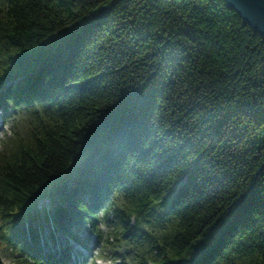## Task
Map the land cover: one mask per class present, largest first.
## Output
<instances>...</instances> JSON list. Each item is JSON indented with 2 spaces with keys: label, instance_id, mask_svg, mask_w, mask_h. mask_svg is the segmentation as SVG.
<instances>
[{
  "label": "trees",
  "instance_id": "obj_1",
  "mask_svg": "<svg viewBox=\"0 0 264 264\" xmlns=\"http://www.w3.org/2000/svg\"><path fill=\"white\" fill-rule=\"evenodd\" d=\"M19 105L14 264L68 262L56 233L82 231L119 264H264V36L223 0H0V111Z\"/></svg>",
  "mask_w": 264,
  "mask_h": 264
},
{
  "label": "rangeland",
  "instance_id": "obj_2",
  "mask_svg": "<svg viewBox=\"0 0 264 264\" xmlns=\"http://www.w3.org/2000/svg\"><path fill=\"white\" fill-rule=\"evenodd\" d=\"M13 109L9 106L7 110L0 111V143L12 131L19 127L21 128L26 120V111L19 105ZM73 181H71L72 183ZM53 205L48 199L41 200L37 207L36 213L39 216V224L42 226L41 236L44 239H49L51 227L46 221L47 214L52 211ZM103 231L106 230V226L101 224ZM79 237L83 240L82 244L79 245L69 240L66 236L56 233V247L59 250L63 247L61 253L66 254L71 264H119V261L115 260V256L110 252L106 251L103 256H99L103 248L98 243L97 238L94 234L88 231H82L79 233ZM83 245V246H82ZM89 249V250H88ZM15 257L10 251H7L5 246L0 242V264H14Z\"/></svg>",
  "mask_w": 264,
  "mask_h": 264
},
{
  "label": "water",
  "instance_id": "obj_3",
  "mask_svg": "<svg viewBox=\"0 0 264 264\" xmlns=\"http://www.w3.org/2000/svg\"><path fill=\"white\" fill-rule=\"evenodd\" d=\"M254 31L264 36V0H223Z\"/></svg>",
  "mask_w": 264,
  "mask_h": 264
}]
</instances>
